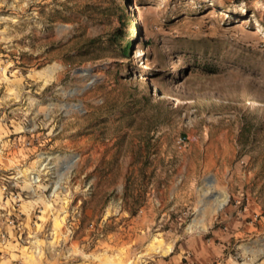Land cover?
<instances>
[{
	"label": "rangeland",
	"instance_id": "rangeland-1",
	"mask_svg": "<svg viewBox=\"0 0 264 264\" xmlns=\"http://www.w3.org/2000/svg\"><path fill=\"white\" fill-rule=\"evenodd\" d=\"M197 236L264 264V0H0V264Z\"/></svg>",
	"mask_w": 264,
	"mask_h": 264
},
{
	"label": "crops",
	"instance_id": "crops-1",
	"mask_svg": "<svg viewBox=\"0 0 264 264\" xmlns=\"http://www.w3.org/2000/svg\"><path fill=\"white\" fill-rule=\"evenodd\" d=\"M215 239L216 237L212 239L193 237L187 240L188 242L180 244V248L175 252L171 250L167 259L160 264H233L228 258L216 261L220 248H218ZM182 257H188V262H182Z\"/></svg>",
	"mask_w": 264,
	"mask_h": 264
},
{
	"label": "trees",
	"instance_id": "trees-1",
	"mask_svg": "<svg viewBox=\"0 0 264 264\" xmlns=\"http://www.w3.org/2000/svg\"><path fill=\"white\" fill-rule=\"evenodd\" d=\"M107 8L110 9L109 7H107ZM97 9L98 8H96V12H97ZM103 9H106V7H103ZM124 14H125V12H124ZM89 16L91 17V15H89ZM124 36H125L124 28L122 27V24H120L118 27L114 28V30L112 31L111 34H109V36H107L105 42L108 44H111V45H116L117 48L120 50V52L123 55H127L129 49L132 46V43L126 44L125 46H121V39ZM101 43H102L101 41L91 39L88 42L82 43L79 46L78 50L86 52V51H88V49H86V48L91 47L93 45L100 46V45H102Z\"/></svg>",
	"mask_w": 264,
	"mask_h": 264
},
{
	"label": "bare ground",
	"instance_id": "bare-ground-1",
	"mask_svg": "<svg viewBox=\"0 0 264 264\" xmlns=\"http://www.w3.org/2000/svg\"><path fill=\"white\" fill-rule=\"evenodd\" d=\"M133 5H134V3H133ZM212 12V10L211 11H209V13H211ZM258 30V29H257Z\"/></svg>",
	"mask_w": 264,
	"mask_h": 264
}]
</instances>
